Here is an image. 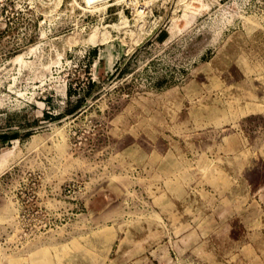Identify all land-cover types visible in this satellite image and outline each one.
Returning a JSON list of instances; mask_svg holds the SVG:
<instances>
[{
    "label": "rangeland",
    "instance_id": "1",
    "mask_svg": "<svg viewBox=\"0 0 264 264\" xmlns=\"http://www.w3.org/2000/svg\"><path fill=\"white\" fill-rule=\"evenodd\" d=\"M114 1L0 0V264H264V0Z\"/></svg>",
    "mask_w": 264,
    "mask_h": 264
},
{
    "label": "bare ground",
    "instance_id": "2",
    "mask_svg": "<svg viewBox=\"0 0 264 264\" xmlns=\"http://www.w3.org/2000/svg\"><path fill=\"white\" fill-rule=\"evenodd\" d=\"M86 2H87V4H89V6H91V5H98V4H105V6L104 7H106V4L108 3V1L109 0H85ZM116 1V3H119V2H123V1H126V0H115ZM114 1V2H115ZM130 1V0H129ZM127 2V1H126ZM136 2V1H135ZM129 3V2H128ZM130 3H131V1H130ZM134 3V2H133ZM58 4V3H57ZM138 4V3H137ZM141 4V3H140ZM109 5V4H108ZM57 6V5H56ZM111 6V5H110ZM97 8V7H96ZM133 8V7H132ZM137 8V7H136ZM143 8V7H142ZM104 10H105V8H104ZM141 11V10H140ZM140 11H136L137 13H139ZM143 11V10H142ZM121 14V13H120ZM138 16V15H137ZM136 18V17H135ZM128 25V20L126 19V18H124V17H122L121 18V20L119 21V24H114L113 26L116 28V29H119L120 27H126ZM111 26V25H110ZM141 26V25H140ZM146 26V25H145ZM112 27V26H111ZM138 27H139V25H138ZM144 27V26H143ZM95 29V28H94ZM104 29V28H103ZM140 30H141V28H140ZM143 31V30H142ZM98 31H96V29H95V31L94 32H92V34H91V36H90V39H89V41L92 43L93 42V44L98 40V34L99 33H97ZM125 32V31H124ZM130 33V32H129ZM110 33H108L107 31H105L104 30V33L102 32V37H101V39L100 40H106L107 38H108V36H110L109 35ZM131 34H132V32H131ZM133 35V34H132ZM140 35V34H139ZM136 36V35H135ZM141 37V36H140ZM137 39H138V37H137ZM108 40V39H107ZM105 42V41H104ZM137 42V41H136ZM51 259V258H50ZM49 259V256L48 255H43V257H42V261L43 262H47V263H50L51 262V260ZM37 264H40V263H38V260H37Z\"/></svg>",
    "mask_w": 264,
    "mask_h": 264
}]
</instances>
